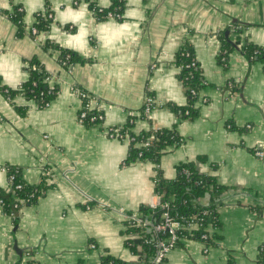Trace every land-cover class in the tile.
Returning a JSON list of instances; mask_svg holds the SVG:
<instances>
[{
	"label": "crops",
	"instance_id": "0c3cea01",
	"mask_svg": "<svg viewBox=\"0 0 264 264\" xmlns=\"http://www.w3.org/2000/svg\"><path fill=\"white\" fill-rule=\"evenodd\" d=\"M113 1L91 0L102 10ZM117 1V16L97 20L85 0H0V189L9 191L5 167L18 169L29 185H47L14 219L0 208V264H103L105 257L145 264L138 237L126 234L128 220L158 202V171L173 181L182 163L222 188L197 201L214 207L219 228L210 233L218 239L206 252L197 241H182L164 264H264V62L243 50L247 43L264 47V0ZM16 7L19 34L8 17ZM45 11L48 30L28 33ZM222 32L234 46L225 66ZM48 41L86 62L64 69L59 52L44 47ZM181 48L196 59L204 83L196 115L187 118L173 110L188 104L176 62ZM32 59L58 86L42 109L2 93L28 79ZM73 89L97 100L101 123L78 122ZM148 96L155 107L141 117ZM130 117L131 133L173 130L180 144L157 165L126 162L128 142L106 132Z\"/></svg>",
	"mask_w": 264,
	"mask_h": 264
},
{
	"label": "trees",
	"instance_id": "16d2710c",
	"mask_svg": "<svg viewBox=\"0 0 264 264\" xmlns=\"http://www.w3.org/2000/svg\"><path fill=\"white\" fill-rule=\"evenodd\" d=\"M89 2V7L93 11L94 16L97 20H104L106 14L111 12L117 14L119 10L121 11L122 5L117 0H114L112 5L107 10H102L98 12V7L91 2V0H85ZM19 7L13 9V11L8 15L10 20L17 26L18 34L23 32L24 27L21 22L22 11L18 10ZM49 12L45 11L39 13L35 16V23L32 27L36 30V35L40 32H45L48 30L51 23V17H48ZM236 33L239 31H235ZM218 39L220 41V52L219 61L220 64L226 65V56L234 47L227 34L222 32L219 33ZM44 47L48 50H57L58 63L64 68H69L75 64H83L86 60L80 58L78 55L71 51L58 49L56 44L52 42H46ZM244 52L252 59L262 60L264 62V47H259L247 43L244 48ZM186 53L188 56H182L180 53ZM190 61H195V66L189 69H181L180 79L182 86L185 89V93L188 97V104L186 107L174 108L173 110L181 118L193 117L196 115V111L193 105L200 99L199 89L204 84L200 78V73L198 71L197 61L192 55V53L187 48H181L176 55L177 66L184 65ZM28 79L21 84L18 88L9 89L2 88V93L4 97L11 101L15 95H21L22 97L32 100L36 103L37 107L42 109L45 108L58 94V86L49 83L46 78L51 75L46 73L39 63L32 59L27 63ZM195 91V95H192L190 91ZM92 97V96H91ZM185 112H188L185 114ZM19 113L22 112L19 110ZM98 115L103 118V113L100 110H92L88 112L87 117L82 121V125L85 127L95 126L97 123H101L103 119H97ZM90 117H94V121H89ZM141 117H145L141 113ZM133 117L128 119V122L123 127L118 128L121 133H126L131 141L128 143L129 154L126 162L135 161H148L154 165L158 164L160 157L168 151L170 147H176L180 144L181 139L173 130H155L151 129L147 132H142L139 134H134L130 132V126L132 125ZM7 176L14 174V180L9 184V191H3L0 189V200L2 202L0 208L3 213L10 216L12 219L16 217V213L21 206L33 204L37 198H39L44 190L47 188L45 181L42 180L38 185H29L25 183L21 177L18 169L13 167H7ZM186 171V173H184ZM176 178L173 181H166L162 179L160 172L158 171L155 177V192L163 201L170 203L171 212H176L181 215L189 214H200L201 211L207 210L212 212V223L214 227L219 228V222L215 212H213L214 207H201L197 201L199 198L203 197L205 194H216L221 191V187L218 186L213 177L207 175H200L196 171L192 164L182 163L176 168ZM16 185H21L20 189H16ZM24 201V205L19 203V201ZM145 213H153L158 215L160 213L159 209H141ZM202 231H197L192 239L198 238ZM137 230L133 227L128 226L126 234L135 235ZM218 236L209 233L207 239L203 241V244L211 248L216 246V241ZM144 254V263L153 264L152 258L155 254V249L151 245H140ZM132 248H135L132 246ZM263 254V251H262ZM261 260V259H260ZM103 264H121L119 261L113 260L110 257L103 258Z\"/></svg>",
	"mask_w": 264,
	"mask_h": 264
},
{
	"label": "built area",
	"instance_id": "2783aa9c",
	"mask_svg": "<svg viewBox=\"0 0 264 264\" xmlns=\"http://www.w3.org/2000/svg\"><path fill=\"white\" fill-rule=\"evenodd\" d=\"M21 11L20 8H18ZM98 12H102L101 8H98ZM117 14H113L111 12L106 14V17H114ZM48 17H51L50 13ZM31 35H36V30L34 27H31L28 31ZM182 56H188L186 53H180ZM195 66V61H190L187 64L180 65L178 68L181 71L183 68H192ZM51 85L53 84V77L50 76L46 78ZM228 86H231L229 84ZM76 95L80 99V110L78 113V122L82 124V121L87 117L88 112L92 110H100L99 104L97 100L86 92L80 89H73ZM190 93L195 95V91L191 90ZM204 100L202 99V102ZM155 107L154 98L146 97L144 99V105L141 113L147 117L151 110ZM101 111V110H100ZM188 112H185L187 114ZM97 119H102L101 115H98ZM94 117H90L89 121H94ZM97 123L96 125H98ZM106 135L109 138H115L122 141H127L128 143L131 141V138L126 133H121L119 129H109L106 132ZM256 155L258 157H262V152H257ZM4 170L8 171L7 167ZM186 173V171L184 172ZM45 175L49 174V171L44 172ZM14 180V174L8 175V183L10 184ZM155 185V179L153 181ZM16 189H20L21 185H16ZM158 202L152 206L150 209H159L160 213L158 215H154L153 213H142L138 215H133L129 218V226L133 227L137 230L135 236L138 237V241L140 245H151L155 249V254L152 258L153 264H164L166 257L169 252L177 247L180 242L185 240L197 241L203 245V251H207L209 248L203 244V241L207 239V235L210 233V230L215 229L212 221V212L207 210H203L200 214H189V215H181L176 212H171L170 203L167 201L161 200L159 196ZM19 203L24 205V201L20 200ZM2 202L0 200V206ZM214 212V210H213ZM202 231L201 234L196 239H192L194 237L195 232ZM90 249H94V245H89Z\"/></svg>",
	"mask_w": 264,
	"mask_h": 264
}]
</instances>
